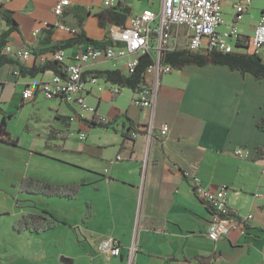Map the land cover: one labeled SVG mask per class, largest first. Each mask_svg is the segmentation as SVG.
I'll list each match as a JSON object with an SVG mask.
<instances>
[{
    "label": "crops",
    "instance_id": "1",
    "mask_svg": "<svg viewBox=\"0 0 264 264\" xmlns=\"http://www.w3.org/2000/svg\"><path fill=\"white\" fill-rule=\"evenodd\" d=\"M58 1L1 4L15 22L0 17V43L6 41L10 47L3 54L26 68L53 60L59 52L71 62L88 45L56 53L48 48L79 32L94 41L107 36L111 25L100 24L106 9L99 1L69 0L65 13L55 17L52 10ZM145 1L142 10L152 9L155 0ZM129 4L132 7L133 1ZM259 11L255 20L235 25L247 43L264 9ZM223 14L228 19L220 30L227 31L233 23L231 1L224 3ZM56 22L75 32L55 27ZM36 29L40 32L35 36ZM19 50L30 51V57L18 58ZM257 54L264 62V49ZM122 64L99 57L85 64L84 73H122ZM17 71L16 64L0 66V121L9 116L7 131L16 141L15 145L0 142V196L6 194L12 201L26 177L57 186L77 185L79 190L74 199H46L57 207L46 209L58 220L56 227L40 234L24 232L35 236L39 247L26 248L20 258L5 264H126L132 245L134 264H198L199 257L214 253L215 264H246L237 258L226 260L227 253L235 250L240 256L254 254L264 264V133L257 127L264 118V80L227 66L184 65L160 77L152 113L130 104L135 91L121 88L113 95L109 82L100 79L103 91L92 88L86 95L95 113H78L60 98L45 100L37 94L32 101H23L24 89L54 74L47 71L28 78ZM123 91L128 92L126 104H122ZM151 114L154 131L149 136L146 126ZM93 116L115 120L108 128L92 127L85 120ZM16 120L22 124L20 134L14 132ZM163 125L169 127L166 137L159 134ZM96 129L100 136L92 141L90 134ZM237 148H243L246 156H236ZM258 149L261 157L255 159ZM46 162L54 164L52 176L37 169ZM194 175L212 193L224 194L231 209L252 215L242 231H231L217 242L207 238L211 212L193 191ZM106 236L119 242L118 257L99 251Z\"/></svg>",
    "mask_w": 264,
    "mask_h": 264
},
{
    "label": "built area",
    "instance_id": "2",
    "mask_svg": "<svg viewBox=\"0 0 264 264\" xmlns=\"http://www.w3.org/2000/svg\"><path fill=\"white\" fill-rule=\"evenodd\" d=\"M9 1L0 0V5ZM97 1L104 9H111L121 2L129 4L132 0ZM148 1L151 3L152 0ZM227 1L232 2L233 23L227 31H221L220 28L225 24L223 5ZM253 1L160 0V6L156 11L146 8L140 12H132L123 29L111 25L108 35L113 42L112 45L104 48L84 46L71 58V62L62 52L54 54L53 59L63 64V74H54L49 80L40 81L38 84L27 87L22 92V100L32 101L35 95L41 94L48 100L60 98L78 113L82 111L95 113V109L87 104L86 95L92 88L101 92L104 86L100 83L99 78H83L85 64L99 57H104L111 62L122 60L124 70L121 74L129 76L134 73L139 59L147 56L151 60V65L145 74V84L136 91L132 105L141 109H151L153 113L160 77L174 70L169 64L163 62L165 54L178 50L200 53L207 49L223 54L234 52L237 49V42L243 39L238 34L235 25L241 22L249 12ZM69 4V0H59L52 10L54 16H62ZM55 27L70 33L75 32L59 22L55 23ZM39 32L36 29L33 35L36 36ZM248 44L256 53L264 49V12L255 25ZM9 49L10 47H5V50ZM16 55L18 58L26 60L30 57V51L19 50ZM109 84L111 94H119L121 87ZM98 120L100 122L108 121L99 117ZM146 128L149 136L152 135L154 131L153 114H151ZM168 132L167 125H163L159 129V134L163 137H166ZM234 153L238 157L246 156L243 148L235 149ZM262 173L264 174V170ZM191 182L197 197L213 210L207 227V238L210 241L217 242L234 230L242 231L244 223L252 219L251 214L243 216L231 209L224 194L212 193L201 185L197 176H192ZM256 196L262 198V195ZM99 251L111 257H118L120 244L114 237L106 236L99 242ZM134 252V245H132L128 250L126 264H134Z\"/></svg>",
    "mask_w": 264,
    "mask_h": 264
},
{
    "label": "trees",
    "instance_id": "3",
    "mask_svg": "<svg viewBox=\"0 0 264 264\" xmlns=\"http://www.w3.org/2000/svg\"><path fill=\"white\" fill-rule=\"evenodd\" d=\"M133 9L128 3H119L116 7L111 9H106L100 15V24L106 26L107 24L115 25L119 29H123L129 17L131 16ZM0 17L5 20L6 23L15 25L13 19L10 18L8 14L1 10L0 7ZM243 38V37H242ZM246 39H240L236 47L242 48L243 50H248L250 47L245 41ZM48 43V41H47ZM86 44L94 48H104L106 46L112 45L113 42L110 39L108 33L102 41H94L92 39L84 36L83 33L79 32L76 37L65 42L60 43L48 48L52 53L59 52L61 50L70 48L75 45ZM6 47V41L0 43V66L4 64L17 65V73L23 77L34 78L39 74H43L47 71H52L53 74L62 75L63 65L57 60H45L43 63L33 66L31 68H26L24 65L20 64L18 61L12 60L6 54L4 55V49ZM47 50V49H41ZM165 64H169L174 69L183 67L184 65H195L199 67H204L207 65H219L227 66L230 70L239 71L243 75L250 74L257 80H264V62L256 52L247 53L234 51L232 53H219L214 50L207 49L200 53H190L186 50H178L165 54L163 59ZM151 65V60L145 56L139 59V64L136 67L133 74L125 76L117 70H104V71H90L83 74V78L96 77L101 79L103 82H109L116 84L121 88H128L132 91H138L140 86L145 84L146 71ZM7 117L3 116L0 121V142L7 143L10 145H15L16 141L10 139L9 133L7 131ZM115 120V117L107 122H100L96 116H93L91 120H85L87 124L92 127L108 128L111 123ZM258 129L264 133V118L260 119L257 123ZM261 150H257L255 159L261 157ZM20 190L28 195H41L45 197H57L64 199H74L79 190V186H57L52 185L40 180H35L32 178H24L20 182ZM209 212H213L212 208L207 205ZM58 220L52 216L47 210H41L38 213L29 212L23 214L20 219L14 222L13 229L17 233H32L40 234L50 231L56 227ZM218 258L217 254H212L209 257H199L198 264H215L214 261Z\"/></svg>",
    "mask_w": 264,
    "mask_h": 264
},
{
    "label": "rangeland",
    "instance_id": "4",
    "mask_svg": "<svg viewBox=\"0 0 264 264\" xmlns=\"http://www.w3.org/2000/svg\"><path fill=\"white\" fill-rule=\"evenodd\" d=\"M133 1L132 9L134 11H140L142 8L147 6L145 0L142 1ZM160 0H155V3L152 5L153 10H157V5H159ZM259 9H264V0H254L252 3V7L248 14H246L243 18L244 21L255 20V18L260 15ZM259 13V15H258ZM228 17H225V20ZM252 50L251 48H249ZM128 89V88H126ZM43 99H45L43 97ZM128 99V92L123 91V99L122 104H126ZM48 100V99H45ZM29 102V101H28ZM132 100L130 101V104ZM14 125V132L20 134L22 130V124L19 120L13 122ZM99 130H93L90 134V140L94 141L97 140V137L100 136ZM54 164L50 162H46L42 168H37L36 164H33L34 168L38 170H43V172L49 176H52V168ZM54 177V176H53ZM19 194H16V197L10 201L6 194L0 196V264H5L9 261L16 260L20 258L26 248L38 246V241L36 240L35 236L28 235L27 233H17L13 229L14 222L22 217L23 214L29 212H40L41 210H52L57 207H52L50 205V201L46 200L49 197H43L41 195H34L29 196L27 193L21 192L19 188ZM39 199L44 200V203H41ZM9 201V202H8ZM28 211V212H25ZM58 212V211H57ZM67 213V212H66ZM246 253V252H245ZM250 257V258H249ZM231 258H237L238 263H243L242 261H247L246 264H261L260 259L253 254L251 256L242 254L241 256L238 254V251L228 252L226 255V260L233 262ZM236 262V261H235ZM11 264H19L18 262H11Z\"/></svg>",
    "mask_w": 264,
    "mask_h": 264
}]
</instances>
